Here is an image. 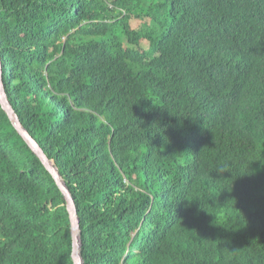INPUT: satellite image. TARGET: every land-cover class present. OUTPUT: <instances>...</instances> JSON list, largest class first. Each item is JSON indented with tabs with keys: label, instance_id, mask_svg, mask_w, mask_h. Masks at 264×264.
<instances>
[{
	"label": "trees",
	"instance_id": "1",
	"mask_svg": "<svg viewBox=\"0 0 264 264\" xmlns=\"http://www.w3.org/2000/svg\"><path fill=\"white\" fill-rule=\"evenodd\" d=\"M0 58L84 264H264V0H0ZM0 264H74L1 104Z\"/></svg>",
	"mask_w": 264,
	"mask_h": 264
},
{
	"label": "water",
	"instance_id": "2",
	"mask_svg": "<svg viewBox=\"0 0 264 264\" xmlns=\"http://www.w3.org/2000/svg\"><path fill=\"white\" fill-rule=\"evenodd\" d=\"M4 69L1 64L0 58V104L9 117L13 127L18 131L27 145L35 153V155L40 159L46 170L51 174L55 180L58 188L60 189L64 199L66 201V207L70 219L71 225V235H72V260L74 264H84V259L82 255V240H81V221L78 215L77 206L75 199L73 198L70 189L67 187L62 175L60 174L58 168L52 162L40 148L38 143L33 139L30 133L22 125L18 115L15 113L7 92L4 86Z\"/></svg>",
	"mask_w": 264,
	"mask_h": 264
}]
</instances>
